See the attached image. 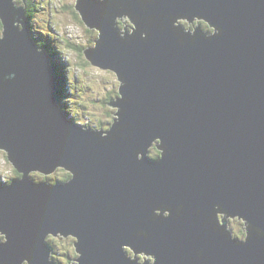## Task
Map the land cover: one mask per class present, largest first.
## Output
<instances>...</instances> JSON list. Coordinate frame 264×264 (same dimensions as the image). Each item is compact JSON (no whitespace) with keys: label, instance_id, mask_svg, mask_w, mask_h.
<instances>
[{"label":"water","instance_id":"water-1","mask_svg":"<svg viewBox=\"0 0 264 264\" xmlns=\"http://www.w3.org/2000/svg\"><path fill=\"white\" fill-rule=\"evenodd\" d=\"M78 7L103 30V44L87 54L127 78L119 102L126 126L115 140L75 126L59 109L49 52L36 51L23 10L0 0L7 24L0 144L21 169L70 163L76 171L67 185H35L25 172L0 186V230L8 233L0 260L18 264L31 251L32 264H47L42 235L62 228L80 235L81 264H130L124 242L155 252L164 264H264V237L252 232L237 245L208 222L212 204L221 202L264 228V0H152L145 9L138 0H80ZM105 11L138 14L142 27L155 16L163 26L151 25L147 41L137 33L126 43ZM169 14H199L223 31L180 45ZM15 19L23 31L12 26ZM10 72L15 78L4 79ZM154 135L170 152L160 162L137 160L136 150ZM162 201L173 215L151 220ZM178 203L184 209L176 217ZM140 228L147 238L135 235Z\"/></svg>","mask_w":264,"mask_h":264},{"label":"clouds","instance_id":"clouds-1","mask_svg":"<svg viewBox=\"0 0 264 264\" xmlns=\"http://www.w3.org/2000/svg\"><path fill=\"white\" fill-rule=\"evenodd\" d=\"M12 7L23 10L27 18L36 51L40 52L46 45L49 54L58 57L62 65L63 91L58 98V105L72 123L82 132L97 134L100 140H115L116 134L126 125L120 123L122 112L120 101L126 100L122 89L127 86V78L118 69L94 61L87 53L103 44V30L100 26L89 24L78 7L80 0H9ZM152 0H138L141 9H145ZM103 4L104 0H98ZM123 7V4L120 5ZM117 37L130 43L139 33V39L147 41L150 38L149 27H162V21L157 17L145 18L147 26H141V17L130 11H120L119 14L105 11ZM163 15V14H161ZM12 26L19 31L24 30V23L20 19L12 21ZM169 26L177 37V42L183 45L186 40L195 42L198 38L212 39L222 33L223 29L212 23L207 17L193 14H169ZM7 24L5 16L0 15V41L5 39ZM46 50V49H45ZM47 51V50H46ZM51 56V55H50ZM52 64V57H51ZM15 72L5 75L4 79H14ZM57 97V95H56ZM119 124V127L117 125ZM167 152L168 145L160 135H154L148 143L135 152L137 160L145 158L160 162ZM6 153L13 167L0 168V186H11L14 181L22 180L25 176L33 184L45 183L50 187L58 184L67 185L76 177V171L70 163H56L48 170L40 167L21 169L12 159L10 149L0 144V154ZM183 203L175 205V216L182 215ZM201 209L196 208L197 214ZM173 215V206L170 203L160 202L152 208L150 219H168ZM208 222L213 230L226 236L237 245L246 244L252 232L264 237V228L253 224L240 212H233L221 202L213 203L208 212ZM136 236L148 237V232L140 228ZM42 242L46 246L47 264H81L83 251L80 249V235L73 230L62 228L46 230L42 235ZM8 243V233L0 230V245ZM120 250L130 264H164L158 260L155 252L146 249L137 250L132 243L120 244ZM196 256L203 257V251L197 249ZM32 252L27 251L18 264H32ZM0 264H7L0 260Z\"/></svg>","mask_w":264,"mask_h":264},{"label":"trees","instance_id":"trees-1","mask_svg":"<svg viewBox=\"0 0 264 264\" xmlns=\"http://www.w3.org/2000/svg\"><path fill=\"white\" fill-rule=\"evenodd\" d=\"M44 49H46L47 51H49L48 45H46L44 47ZM52 57V65L54 67V73L56 76V95L57 98H59V96L62 94L63 91V84H62V66L58 63H56L57 61L54 60V55L50 54Z\"/></svg>","mask_w":264,"mask_h":264},{"label":"rangeland","instance_id":"rangeland-1","mask_svg":"<svg viewBox=\"0 0 264 264\" xmlns=\"http://www.w3.org/2000/svg\"><path fill=\"white\" fill-rule=\"evenodd\" d=\"M54 60H56L58 64L61 65L59 59L57 56L54 55ZM62 66V65H61ZM57 98V97H56ZM57 101H58V98H57ZM13 167L12 164L8 161L7 157H6V153L4 154H0V168H11Z\"/></svg>","mask_w":264,"mask_h":264}]
</instances>
